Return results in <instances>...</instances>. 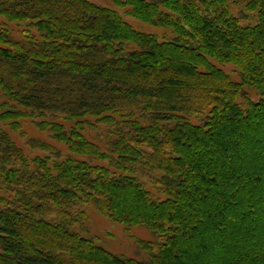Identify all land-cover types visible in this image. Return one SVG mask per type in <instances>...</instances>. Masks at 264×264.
<instances>
[{
	"label": "trees",
	"instance_id": "trees-1",
	"mask_svg": "<svg viewBox=\"0 0 264 264\" xmlns=\"http://www.w3.org/2000/svg\"><path fill=\"white\" fill-rule=\"evenodd\" d=\"M112 3L172 38L87 0H0L21 25L0 24V122L84 158L29 162L0 129V264H264V0ZM86 203L149 231L146 260L84 237Z\"/></svg>",
	"mask_w": 264,
	"mask_h": 264
},
{
	"label": "rangeland",
	"instance_id": "rangeland-1",
	"mask_svg": "<svg viewBox=\"0 0 264 264\" xmlns=\"http://www.w3.org/2000/svg\"><path fill=\"white\" fill-rule=\"evenodd\" d=\"M87 1L102 8L117 12L127 24L140 33L158 36L160 39L165 40H170V38H172V35L169 31L143 23L126 15V9L115 7L112 3V0ZM0 24L8 28L13 33L15 38H20L19 32L21 31V25H18L17 23H8L2 17H0ZM221 68L226 73H228L233 80L237 81L238 77L231 65H226ZM250 95L253 100L257 99V97L253 95L252 92H250ZM1 101L2 100L0 98V102ZM19 122L21 124L19 130H11L7 124L2 122H0V129L8 133L12 142L16 147L22 150L29 162L36 158L49 157L50 159H54V154H59L61 160L71 156L77 159H84L82 156H77L74 154L71 155L64 145L52 140L49 136V133L45 130H40L37 128L31 119H21ZM192 122H198V119H194ZM102 129L104 130L103 125ZM86 131L88 138L91 140L94 139L102 147L103 143H105V139L103 138L104 136H100L103 131L101 134L100 131ZM30 141H41L50 145L52 149L42 150L37 147H33L30 144ZM93 163H97L102 166L109 165L108 161H94ZM142 181L145 183L146 188H148L149 191L153 193V195L159 196V193L146 178H143ZM7 196L10 197L9 194ZM77 209H79V212H83L85 215L83 229L86 232L82 234L84 237L91 239L96 245L103 247L116 256L137 260H146V253L140 249L139 241L152 240L153 235L145 228L140 226L127 227L125 225L115 223L109 218L100 214L90 203L80 204Z\"/></svg>",
	"mask_w": 264,
	"mask_h": 264
}]
</instances>
